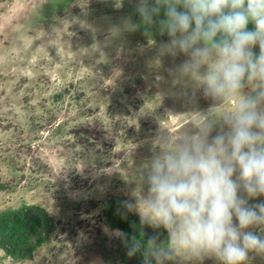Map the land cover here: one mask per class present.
I'll use <instances>...</instances> for the list:
<instances>
[{
	"label": "rangeland",
	"instance_id": "obj_1",
	"mask_svg": "<svg viewBox=\"0 0 264 264\" xmlns=\"http://www.w3.org/2000/svg\"><path fill=\"white\" fill-rule=\"evenodd\" d=\"M136 3L0 0V213L35 206L52 228L31 236L44 241L24 259L0 245V264H135L107 203L147 194L139 169L160 151L159 136L234 109L231 100L210 112L221 102L201 89L181 94L194 84L170 69L187 57L161 53L169 37L156 24L145 34Z\"/></svg>",
	"mask_w": 264,
	"mask_h": 264
},
{
	"label": "clouds",
	"instance_id": "obj_2",
	"mask_svg": "<svg viewBox=\"0 0 264 264\" xmlns=\"http://www.w3.org/2000/svg\"><path fill=\"white\" fill-rule=\"evenodd\" d=\"M136 12L146 35L157 22L168 35L161 53L187 57L170 69L194 84L182 95L201 89L221 102L210 112L236 104L220 119L202 116L194 129L158 137L160 151L139 169L147 194L123 207L167 240H136L129 254L142 250L145 264L208 256L248 264L250 253L264 255L255 231L264 228V200L249 202L264 196V0H137Z\"/></svg>",
	"mask_w": 264,
	"mask_h": 264
},
{
	"label": "trees",
	"instance_id": "obj_3",
	"mask_svg": "<svg viewBox=\"0 0 264 264\" xmlns=\"http://www.w3.org/2000/svg\"><path fill=\"white\" fill-rule=\"evenodd\" d=\"M160 18H163V12L157 21ZM156 26L159 28L158 22ZM254 27V24L250 23L248 30H254ZM104 215L107 222L123 234L122 243L129 248L136 240L146 242L149 236L157 233H159L161 243L167 240V233L163 229H153L141 224L139 217L127 212L123 207V202L119 200L109 201ZM51 229V222L45 216V211L35 206L0 213V245L7 255L15 259L27 258L28 254L44 241L43 237H40L37 242L32 243L31 236L39 231L45 236L50 233ZM131 255L135 264H145L142 250Z\"/></svg>",
	"mask_w": 264,
	"mask_h": 264
}]
</instances>
